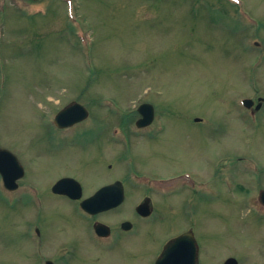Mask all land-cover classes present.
Returning a JSON list of instances; mask_svg holds the SVG:
<instances>
[{"label":"rangeland","instance_id":"obj_1","mask_svg":"<svg viewBox=\"0 0 264 264\" xmlns=\"http://www.w3.org/2000/svg\"><path fill=\"white\" fill-rule=\"evenodd\" d=\"M242 98H264V0H0V149L21 163V183L41 193L36 207L25 188L16 202L0 192V264L60 261L68 226L61 217L76 228L82 222L71 201L52 194L63 176L92 195L132 173L172 184L153 198L156 240L130 233L108 250L82 239L81 258L154 264L167 238L194 222L202 264L228 255L264 264L261 210L246 208L248 193L240 194L252 178L264 181L256 168L244 169L258 160L264 170V112L250 121L237 105ZM71 103L89 118L66 129V148L49 137L56 113ZM143 103L155 106L164 132L112 151V130H136ZM193 176L208 185L175 191ZM133 181L121 211L102 218L134 217L145 182Z\"/></svg>","mask_w":264,"mask_h":264},{"label":"flooded vegetation","instance_id":"obj_2","mask_svg":"<svg viewBox=\"0 0 264 264\" xmlns=\"http://www.w3.org/2000/svg\"><path fill=\"white\" fill-rule=\"evenodd\" d=\"M253 102L254 104L249 109V111L252 112V117L254 119H251L250 121L257 122V119H256L257 114L264 112V100L259 98V99L253 100ZM162 131L163 130H158V131L156 130L148 131L147 130V131L141 132L147 136L136 135V134H141V133H136L134 130H131V129L122 130V131H113L115 133L121 132L123 135H125L126 137L125 142L122 141L123 143L122 142L119 143L118 139L113 138L111 133L110 134L112 137L108 138V140L111 142L110 147H111V150L113 151L115 147L114 145H118V144L123 145L124 143H127L128 145H130L132 138H139V137L150 138L151 134L161 133ZM53 133L55 135H52L49 137L51 141H54L56 144L61 145L62 147H66V148H68L69 145H72L71 140H70L71 136L64 134L66 133L65 130H57L56 132H53ZM66 139L68 141H66ZM117 160L121 163L125 161V160L121 161L119 157L117 158ZM243 165H244V162H243ZM112 167L110 166L109 169H112ZM252 167L256 168V173L254 175L264 173V170H262V168L260 169V164L258 160L245 162V165H244L245 170L248 171ZM133 176H146L147 179L150 181L149 185L152 186V187H149L148 185H145L144 187H140V190H141L140 193L143 196L140 195L142 196V199H141L142 201L137 207L142 205L144 206L145 210L142 211V213H139L136 207L134 211V217L124 219V220L117 219L115 221H110L109 219L105 220L104 218H102L107 213L121 211L120 207L126 199L125 186L126 185L133 186V184L135 183L133 181ZM67 178H73V177L63 176L55 184ZM165 179H167V177H150L149 175L132 173V175L130 176L125 175L121 180L115 179L114 181L108 183L107 185L99 187L92 195L85 194L83 190L82 198L80 200L72 199L68 194H54L56 196L65 197L67 200L71 201V203L74 204V206H76V210H77L76 213L82 219V222H81L82 225L80 224L81 231H79L80 225L77 226V228L73 225V222L71 220L72 217H61V219L65 223L68 224V226H65V230L63 231L61 235V240L62 242L65 243L64 248L61 252V259L59 262L58 261L53 262L52 260H45L41 264H111V263H102L101 260L98 263V261L90 260L88 258L86 259L81 258L82 255H84L83 253H81V250H80L81 247L83 246L82 239H86L89 242H92L95 248L105 246L104 248L108 250H112L115 246H117V244L122 240V238L126 236V234H130V233H132V235L134 233L138 234V236L141 239L145 240L146 242H148L150 239H152L153 241L156 240L155 235H153L152 232L149 230L150 224L152 223V220L155 218L154 214L156 213L155 206L153 203V198L155 195L165 196L171 193L170 187L172 186V184L167 183ZM158 181H161V187ZM191 181H192L191 183H188L185 181L183 185L178 187L175 191L181 188H184L189 191L193 189L194 192H201L203 186H207L209 182V181H200L196 179L194 176L191 177ZM223 182H225L226 186H228L229 188L231 187L233 188V182L229 178L223 179ZM250 182H251V185L249 187H245V186L240 187V194L241 195L243 194L242 195L243 198L245 194L248 193V195H246L247 196L246 198H248V201L245 202L244 205L246 208H250V207L260 208L261 210L260 217L264 219V204L262 203V201H264V181L260 183V182H256V179L252 178ZM117 183H118V186H120V189L122 190V192L124 193L123 202L120 206L115 207L113 209H107V210L95 209L94 211H86L81 208V202L83 200L89 197H92L102 188L106 186H110L112 184H117ZM118 191L119 189L116 188V190L114 191L115 193H114L113 198H118ZM138 224H142L144 225V227L138 226ZM195 228L196 227L193 222L192 225L188 226L186 229L178 230L174 235H170L171 238L170 236L167 238L166 240L167 242L164 244L163 249L161 253L159 254V256L155 258L157 260L154 264H164L163 252L165 251V248L173 240L177 241V246L175 247V250L176 252L179 253V255L177 256V258L174 257V259L170 257L169 260L172 259L175 262V264H202L201 262H203L202 261L203 250L198 242ZM32 229H33L34 238L37 240V238L40 237V232L35 226H33ZM137 230H140V231L137 232ZM72 238L74 239L71 241H68L69 239H72ZM105 241H109V242L103 243ZM139 252H143L140 255L141 256L140 260L141 261L147 260V263H148L149 262L148 256L150 255V250L144 249L143 251L139 250ZM231 258H235L238 261L237 264H240V260L236 256H233V255L226 256L222 264H225Z\"/></svg>","mask_w":264,"mask_h":264},{"label":"water","instance_id":"obj_3","mask_svg":"<svg viewBox=\"0 0 264 264\" xmlns=\"http://www.w3.org/2000/svg\"><path fill=\"white\" fill-rule=\"evenodd\" d=\"M139 112L143 115V119L139 123L140 125H147L151 123L154 116V110L152 106L148 104H144L140 107ZM87 117H88V111L86 110V108L78 103H75L59 113V115L56 118V124L59 127H66L76 124L86 119ZM0 166L2 168V174L4 176L6 186L9 188H13L10 186L9 181L15 183L17 178L22 175V171H20V175H19V171H17V173L15 172L16 169H20L15 157H13L7 151H1ZM73 185H75V182L73 180H66L60 182L54 188V191L57 193H64L68 190V188H71V186ZM117 187L118 185H113L103 188L94 197H92L90 200H87L85 202L86 207H90V206L94 207L95 205L97 206L101 205L100 208L106 210L118 206L123 201V196L121 194H118V198H113L115 193L114 191L116 190ZM79 194L80 193H78L76 197H80ZM176 246H177V241H175L174 243L172 242L169 245V247L166 249L163 256L164 264H175V262L172 259L169 260L168 257H171L173 259L174 257L177 258L179 253L176 252L175 250ZM226 264H237V261L235 259H230L226 262Z\"/></svg>","mask_w":264,"mask_h":264},{"label":"bare ground","instance_id":"obj_4","mask_svg":"<svg viewBox=\"0 0 264 264\" xmlns=\"http://www.w3.org/2000/svg\"><path fill=\"white\" fill-rule=\"evenodd\" d=\"M258 99H259V98H258ZM260 99H261V98H260ZM249 100H250V101H253V100H252V99H250V98H249ZM237 105H238V106L241 108V105H240V102H239V101H238ZM164 130H165V128L163 129V131H162V132H164ZM154 134H155V133H154ZM151 135H153V134H151ZM145 136H147V135H145Z\"/></svg>","mask_w":264,"mask_h":264}]
</instances>
